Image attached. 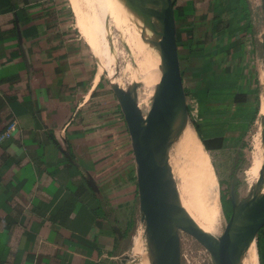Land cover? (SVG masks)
Wrapping results in <instances>:
<instances>
[{
	"label": "crops",
	"instance_id": "0c3cea01",
	"mask_svg": "<svg viewBox=\"0 0 264 264\" xmlns=\"http://www.w3.org/2000/svg\"><path fill=\"white\" fill-rule=\"evenodd\" d=\"M241 3L173 0L186 102L202 137L221 139L212 156L240 152L261 115L264 47ZM73 13L75 25L66 0H0V264H118L140 216L130 137Z\"/></svg>",
	"mask_w": 264,
	"mask_h": 264
},
{
	"label": "water",
	"instance_id": "95a60500",
	"mask_svg": "<svg viewBox=\"0 0 264 264\" xmlns=\"http://www.w3.org/2000/svg\"><path fill=\"white\" fill-rule=\"evenodd\" d=\"M121 1V0H120ZM123 7L144 26L148 44L158 55L159 77L148 115L138 103V75L122 88L113 78L109 87L116 98L131 141L136 164L139 212L150 254V264H181L180 232L193 237L212 264H244L246 246L264 226V159L250 197L239 202L229 192L231 214L224 230L211 238L188 218L178 199L170 162V130L188 120L186 95L178 56L173 0H122ZM132 2L135 4L133 5ZM136 6V7H135ZM264 26V0H261ZM264 47V34L262 35ZM261 122L264 128V117Z\"/></svg>",
	"mask_w": 264,
	"mask_h": 264
},
{
	"label": "rangeland",
	"instance_id": "374dc122",
	"mask_svg": "<svg viewBox=\"0 0 264 264\" xmlns=\"http://www.w3.org/2000/svg\"><path fill=\"white\" fill-rule=\"evenodd\" d=\"M248 1L252 2L249 3V10L256 31L255 35L262 42L264 26L262 24L263 13L261 10V0ZM68 2L66 0L74 25L76 22L73 12L76 13L78 20L83 21L88 27V42L83 38L82 40L88 45V51L93 59L94 66L98 69V61L100 60L99 64L102 65L103 71L107 69V72L101 76L104 85L109 86L108 78L110 77L106 75L107 73L122 88L126 89L131 85L135 76L138 75L135 71L136 65H138L142 76H145L150 71L153 60L156 62L158 55L153 48L148 46L151 41L150 37L145 36L143 30L139 33L134 29L136 17L126 11L123 7L122 0H68ZM134 30L139 36L143 33L140 38H147V43L144 44L145 49L142 52L131 48L133 46L131 36L133 34L136 35ZM185 82L187 83L186 79ZM153 88V83L152 85L148 83L142 86L138 83V101L141 103V110L146 116L151 106ZM145 103H149V105H143ZM186 103L189 105L190 111L188 112V123L185 122L184 124L192 131L194 128L192 124L196 120L195 110L190 100ZM261 117L262 115L258 112L255 120L249 127L247 135L241 141L242 146L239 147L240 152L238 153L217 154L210 156V158L207 154L208 161L205 159L198 144L201 161H196L195 164H192L191 172L187 174H182L181 172V125L176 123L170 131V135H172L169 149L170 158L181 193L198 218L209 227L220 231V233L224 230L227 219L231 214L229 205V192L231 187L235 190L237 200L243 202L250 197L253 187L256 184L261 163L264 159V128L263 124H261ZM194 138L196 140V137ZM205 179H208L209 185L206 184ZM263 187L264 183L260 187L262 191L264 190ZM221 196H224L223 203L225 204L226 213H224L222 207ZM219 204H221L222 213L219 210ZM214 207L218 212L220 222L218 227L211 225L210 218L207 221L200 210L202 208L206 212L210 211V214H212ZM143 224L142 217L137 216L135 212L133 221L131 220L128 225L127 235L124 240V252L118 264H137L136 259L139 253L151 255L144 233H142L139 239L141 249L138 248L137 250L135 248V234L137 229L140 228L141 230V227L143 228L141 231L144 232ZM258 233L254 238L255 241L252 250L246 248V264H264V250L262 260L260 259L257 246ZM262 245L264 247V241H262ZM141 250L144 252H141ZM180 252L181 264H212L206 249L193 237L184 232H180Z\"/></svg>",
	"mask_w": 264,
	"mask_h": 264
},
{
	"label": "bare ground",
	"instance_id": "6f19581e",
	"mask_svg": "<svg viewBox=\"0 0 264 264\" xmlns=\"http://www.w3.org/2000/svg\"><path fill=\"white\" fill-rule=\"evenodd\" d=\"M132 4L135 5L133 2H132ZM111 8H110V10H111ZM134 25H135L134 29H136L139 33H140L141 30H144V26L143 25L140 24L138 26V22H137L136 19H135ZM142 34H141V36H142ZM141 36H139V34H137V32H136V35L133 34V36H131V42H132V45H133V47H131V48L132 49L134 48L138 52H142L145 49L144 44L147 43V38L146 37L145 38H140ZM158 65H159V60L157 59L156 62H154V60H153V65H152L150 71L145 76L141 75V71H140L138 65H136V70L135 71L138 73L139 84L141 86L144 85V84H148V83H150L152 85V83H153V87H154L153 90H155L156 82H157L158 77H159V67H158ZM106 75L109 76L110 78L112 77V76H110L108 74H106ZM153 93H154V91H153ZM143 105L148 106L149 103H145ZM139 106L142 108V105H141L140 102H139ZM260 112H261V115H264V97L262 99V105H261ZM181 132H182V134H181L182 135V145H181L182 164H181V172H182V174H187L188 172H191L190 169H191L192 164H195L196 161H201L200 160L201 157H200V153H199L198 143L195 140V138H194V136L192 134V131L187 127L186 124H183L181 126ZM169 154H170V152H169ZM170 162H171V158H170ZM171 166H172V162H171ZM172 170H173V175H174V177L176 179V174H175V170H174L173 166H172ZM198 174H199V172H198ZM176 182H177V179H176ZM205 182H206V184L209 185L208 179H205ZM177 187H178V199L180 200V202H181V204H182V206L184 208L185 213L187 214L188 218L192 221V223H194L202 231H204L206 234H208L211 238L215 239V238L219 237L221 235L220 231H216L215 229H213V228L209 227L208 225H206L202 220H200L198 218V216L190 208V206L188 205V202L186 201L185 197L181 193V190H180V187L178 185V182H177ZM219 210L221 211V204H219ZM221 213H222V211H221ZM222 217H223V214H222ZM223 219H224V217H223ZM254 241L255 240L253 239L246 246V248L249 249V250L250 249L252 250ZM246 248H245V252H244V255H243L244 264H246V262H247V259H246ZM143 261H145L147 264H150L149 263L150 258L144 259Z\"/></svg>",
	"mask_w": 264,
	"mask_h": 264
},
{
	"label": "trees",
	"instance_id": "16d2710c",
	"mask_svg": "<svg viewBox=\"0 0 264 264\" xmlns=\"http://www.w3.org/2000/svg\"><path fill=\"white\" fill-rule=\"evenodd\" d=\"M241 2H242L243 5H244L245 0H240V3H241ZM242 3H241V4H242ZM243 10H244V11H247V9H246V5L243 6ZM176 41H177V44L180 42V37H179V34H178V33H177V35H176ZM181 75H182V74H181ZM182 76H183V75H182ZM245 100H247V99L245 98ZM255 104H256V105L258 104L257 98L255 99ZM254 119H255V116L253 117L252 120H254ZM192 125H193L194 130H195V132L197 133L199 139L201 140L203 147H204L205 150L208 152L209 156H212V154H211V152H210L211 149H212V148L214 149V147L217 148L218 146H220L221 139H214V140L206 141V140L201 136V132H200V129H199V128H200L199 125L196 124V123H193ZM223 199H224V196H221L222 207H223L224 213H226V212H225V204L223 203ZM258 232H259V233H258V245H257V246H258V251H259L260 259L263 260V250H264V247H263V245H262V241H264V226H263Z\"/></svg>",
	"mask_w": 264,
	"mask_h": 264
},
{
	"label": "built area",
	"instance_id": "2783aa9c",
	"mask_svg": "<svg viewBox=\"0 0 264 264\" xmlns=\"http://www.w3.org/2000/svg\"><path fill=\"white\" fill-rule=\"evenodd\" d=\"M8 136V133L6 134V137Z\"/></svg>",
	"mask_w": 264,
	"mask_h": 264
}]
</instances>
